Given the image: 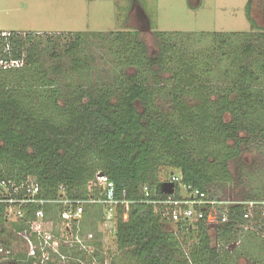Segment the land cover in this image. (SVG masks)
Listing matches in <instances>:
<instances>
[{
    "label": "trees",
    "instance_id": "1",
    "mask_svg": "<svg viewBox=\"0 0 264 264\" xmlns=\"http://www.w3.org/2000/svg\"><path fill=\"white\" fill-rule=\"evenodd\" d=\"M248 19L250 32L210 35L204 54L189 53L183 41L198 47L204 42H189L183 34L156 33L153 54L138 32L46 35L47 44L63 50L53 52V60L44 58L39 38L30 34L0 38V60L21 63L0 68V180L20 184L34 178L46 196L64 186L71 196L85 197L95 175L106 176L114 196L124 191L132 202L114 236L122 258L111 264H237L245 256L239 251L246 241L242 227L259 238L264 207L248 220L246 207L228 205L205 212L203 221L173 224L142 202V188H149V199L164 198L161 176L176 170L182 184L221 200L230 162L251 144L260 149L264 27ZM254 36L261 44H254ZM89 41L105 44L97 62L88 53ZM210 226L217 227L214 241ZM25 229L0 218V247L15 252ZM15 254L26 259L21 264H34L25 252Z\"/></svg>",
    "mask_w": 264,
    "mask_h": 264
},
{
    "label": "rangeland",
    "instance_id": "2",
    "mask_svg": "<svg viewBox=\"0 0 264 264\" xmlns=\"http://www.w3.org/2000/svg\"><path fill=\"white\" fill-rule=\"evenodd\" d=\"M261 6L262 0H253L249 12V0H0V33L20 38L30 34L31 37L39 38L38 50L45 52L44 58L50 57L52 60V54L63 50L47 44L46 35L56 38L83 32H138L151 54L157 50L156 33L183 34L189 42L195 39L204 42L198 47L194 42L189 44L183 41L189 53L201 51L204 54L203 49L209 47V42L206 41L210 35L250 32L248 14L258 27H264ZM63 40L59 42L60 45L64 44ZM243 40L236 43L241 45ZM253 41L256 45L261 44L256 36ZM98 42L89 41L88 53L96 62L103 57L101 52L105 50V44L101 46ZM26 47L29 48V44ZM62 62L68 66L67 62ZM49 64L46 62V65ZM221 67L224 68L225 65ZM218 72L222 75L223 69ZM217 80L218 83L224 82L223 76H218ZM258 146L260 149L254 144L247 146L238 161L236 159L230 162V181L225 186H220L218 191L221 201L238 203L242 202L243 196H248L249 201L244 202H264V142L260 141ZM166 173L167 175L161 176L162 180L169 179L171 174L180 175L176 170ZM222 207L226 208V205ZM99 212L100 210L86 212L82 222L85 231L98 229ZM210 224H215V221ZM216 228L210 226L209 229L213 241L217 237ZM249 233L248 229H243L240 238H246V241L239 251L245 256L238 258L236 263L264 264V230L257 234L259 238H252ZM17 245L15 253L26 252L28 246L20 241ZM186 250L188 252L189 249ZM101 251L107 264L122 258L110 236L103 239Z\"/></svg>",
    "mask_w": 264,
    "mask_h": 264
},
{
    "label": "built area",
    "instance_id": "3",
    "mask_svg": "<svg viewBox=\"0 0 264 264\" xmlns=\"http://www.w3.org/2000/svg\"><path fill=\"white\" fill-rule=\"evenodd\" d=\"M10 36L0 33V38L8 39ZM20 66L21 63L17 61L0 60L1 69ZM163 183L174 185L173 194H161L162 199H149V188L144 186L142 202L153 206L173 224L203 221L205 212L223 205H243L246 207L243 219L248 220L253 216L254 209L264 207V202L227 203L209 199L206 193L182 184L180 175L171 174ZM114 192L113 183L100 173L88 183L85 197L71 196L64 186L58 187L55 196H46L34 178H27L20 184L0 180V218L26 226L19 236L28 246L26 257L33 259L34 264H107L101 251L103 239L110 236L114 240L117 220L127 221L132 203L126 200L124 191L118 197L114 196ZM91 210H100V222L96 231L88 232L84 230L82 222L86 212ZM226 220V215H222L221 223ZM242 228L250 229L247 226ZM238 244L236 242L228 248L237 247ZM25 260L17 258L12 250L0 247V262L21 264Z\"/></svg>",
    "mask_w": 264,
    "mask_h": 264
},
{
    "label": "water",
    "instance_id": "4",
    "mask_svg": "<svg viewBox=\"0 0 264 264\" xmlns=\"http://www.w3.org/2000/svg\"><path fill=\"white\" fill-rule=\"evenodd\" d=\"M159 190L162 195H171L174 191V185L172 183H162Z\"/></svg>",
    "mask_w": 264,
    "mask_h": 264
}]
</instances>
